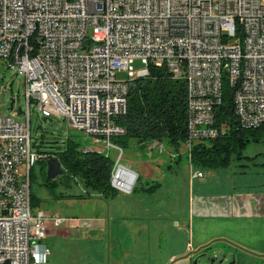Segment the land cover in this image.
I'll return each mask as SVG.
<instances>
[{
	"label": "built area",
	"instance_id": "2783aa9c",
	"mask_svg": "<svg viewBox=\"0 0 264 264\" xmlns=\"http://www.w3.org/2000/svg\"><path fill=\"white\" fill-rule=\"evenodd\" d=\"M0 58L23 78L26 104L25 123L0 115V264H47L46 219L31 208V172L42 156L30 109L65 119L99 153L115 152L117 193L132 192L137 176L121 164L111 138L125 131L113 120L126 113L128 81L149 66L185 83L181 153L224 132L215 127L223 90L241 127L264 125V0H0ZM134 60L143 65L136 73ZM147 149L166 152L163 141ZM66 221L52 219L54 227Z\"/></svg>",
	"mask_w": 264,
	"mask_h": 264
},
{
	"label": "crops",
	"instance_id": "0c3cea01",
	"mask_svg": "<svg viewBox=\"0 0 264 264\" xmlns=\"http://www.w3.org/2000/svg\"><path fill=\"white\" fill-rule=\"evenodd\" d=\"M171 150L142 155L146 161L128 155L125 167L137 176L130 193L105 198L87 189L83 199L57 197L82 212H42L47 264H192L195 255L220 244L228 252L264 255L263 173L228 177L226 193L213 184V175L212 189L203 191L207 182L193 179V170L189 178L183 171L181 185L172 177L178 178L173 164L183 155ZM55 217L68 221L54 227Z\"/></svg>",
	"mask_w": 264,
	"mask_h": 264
},
{
	"label": "trees",
	"instance_id": "16d2710c",
	"mask_svg": "<svg viewBox=\"0 0 264 264\" xmlns=\"http://www.w3.org/2000/svg\"><path fill=\"white\" fill-rule=\"evenodd\" d=\"M186 119L185 83L173 79L165 67L149 66L147 76L128 81L126 113L116 120L125 134L111 140L123 150L133 144L143 149L155 141H163L178 153L187 138ZM215 127H225L224 132L215 139L195 143L187 155L188 162L198 169L227 168L233 154L241 158L249 143L264 141V125L247 129L239 125L234 113L233 95L227 90H223L222 102L215 109ZM55 144L46 147L52 151L38 152L56 158L64 174L56 180L44 179L43 186L53 191L58 185L57 180L64 178L65 183L79 181L86 189L105 198L116 194L110 185L114 161L109 156L93 150L83 151L68 139L63 147L58 146L57 142ZM36 147L38 149L40 146L35 142ZM30 197L31 206H37L39 199L32 193Z\"/></svg>",
	"mask_w": 264,
	"mask_h": 264
},
{
	"label": "rangeland",
	"instance_id": "374dc122",
	"mask_svg": "<svg viewBox=\"0 0 264 264\" xmlns=\"http://www.w3.org/2000/svg\"><path fill=\"white\" fill-rule=\"evenodd\" d=\"M132 68L134 73L141 71L143 69V65L140 63L139 60H134L132 64ZM118 81H124L125 75L123 73L117 74ZM24 94V80L20 76H15L13 73L7 69L5 59L0 58V115H11L13 118L21 121L26 122V104L23 97ZM128 94V93H127ZM14 101V111L20 107L21 114L17 115L14 112L9 113L8 108L10 101ZM30 135L32 141L36 142L38 149L42 151H52L51 149L46 148L47 145H51V143L55 146L56 142L58 146L63 147L66 140H71L79 145L80 148H86L89 150L97 151L94 146L91 145V137H88L81 132L73 130L67 123V121L61 117L55 116L52 113L43 114L37 112L34 109H30ZM125 115V114H124ZM123 116V115H122ZM43 117H47L48 120L43 122ZM121 117V116H119ZM116 117L113 122L116 126L120 127L116 124ZM44 145V146H42ZM166 152L170 150L169 146L165 142ZM149 149V148H148ZM147 149V145L140 149L137 145H131V147L123 150V159L121 160V164L126 166V158L128 155H132L133 157H142V155H147L150 157L149 152L158 153L155 149L149 151ZM173 152V151H172ZM175 153V152H173ZM109 157L115 162V152L110 151L108 152ZM175 154H181L182 162L180 163L177 160L176 164H173V173L178 174V178L172 176L174 179L179 181L181 185L184 181V173L183 171L186 169L187 177H190L191 171H200L202 172L203 178L197 179L201 183L207 182V187L203 188V191H210L212 183L211 179L213 175H217L216 177L213 176V184L218 187L219 191H225L227 189V181L228 177H243V175L250 176L251 173H256L261 171V175H264V141L259 143L251 142L247 145L246 149L243 151L241 158H237L235 154L231 156L230 165L227 168L223 169H198L192 166L187 159V154L181 153L180 151ZM42 157L35 162L34 167L32 168L31 172V193L33 196L40 200L39 205L32 204L31 208L34 213L41 211L44 214L47 212L52 211V209H57L61 212L68 213L69 211H74L78 216H81V208L82 206L74 205L70 206L67 204L68 202H60L57 199V196L61 194L65 197L70 196H81L87 193V190L82 183L79 181H67V185L64 182V178H59L58 185L53 189V191L46 186H43V180L46 179V164L43 161L46 157H52L49 155H42ZM42 160V162H41ZM142 161H146L145 157H142ZM263 164V165H262ZM114 167V166H113ZM166 169V168H164ZM214 171H217L216 173ZM221 171V172H220ZM169 170H167V174L170 175ZM57 179V178H56ZM55 179V180H56ZM190 181V180H189ZM192 181V180H191ZM190 187V186H189ZM242 188V187H240ZM215 192H212L214 194ZM180 204L182 205V192L179 194ZM68 199V198H65ZM172 202L174 201V196L172 197ZM61 218V217H60ZM65 219V218H63ZM216 248H226L225 250L228 252V247L226 245H217L216 247L212 248V251ZM214 254V252H212ZM238 254V263L239 264H264V255L260 254H250L248 252H244L241 250L237 251ZM219 257L220 255H216ZM220 259V258H219ZM218 259V260H219ZM231 258L227 257L226 260L222 264H228ZM200 264H209L207 259H202L199 261ZM215 264H218L216 262Z\"/></svg>",
	"mask_w": 264,
	"mask_h": 264
},
{
	"label": "water",
	"instance_id": "95a60500",
	"mask_svg": "<svg viewBox=\"0 0 264 264\" xmlns=\"http://www.w3.org/2000/svg\"><path fill=\"white\" fill-rule=\"evenodd\" d=\"M14 101H10L8 112H14L17 115L21 114L20 107H18L17 110L14 111L13 109ZM47 117H43V122L47 121ZM43 161L46 164V180H55L58 177H61L64 174V170L61 168L59 162L54 157H46L43 159ZM214 252V254H212ZM216 255H220L217 257ZM213 256V257H212ZM231 258L230 262L228 264H239L238 263V254L237 252H227L224 249H212L206 250L203 253H199L194 256L192 260V264H199V261L202 259H207L209 264H215L218 262V264H222L226 258ZM220 258V259H219ZM219 259V260H218Z\"/></svg>",
	"mask_w": 264,
	"mask_h": 264
},
{
	"label": "flooded vegetation",
	"instance_id": "af4514ba",
	"mask_svg": "<svg viewBox=\"0 0 264 264\" xmlns=\"http://www.w3.org/2000/svg\"><path fill=\"white\" fill-rule=\"evenodd\" d=\"M46 147H52V145H47ZM213 257V256H212ZM199 264H200V262H199Z\"/></svg>",
	"mask_w": 264,
	"mask_h": 264
}]
</instances>
